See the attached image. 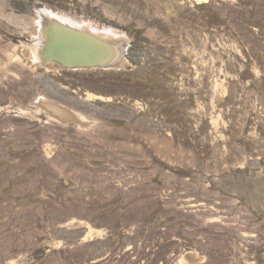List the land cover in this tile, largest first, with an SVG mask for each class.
<instances>
[{
    "label": "rangeland",
    "instance_id": "obj_1",
    "mask_svg": "<svg viewBox=\"0 0 264 264\" xmlns=\"http://www.w3.org/2000/svg\"><path fill=\"white\" fill-rule=\"evenodd\" d=\"M0 264H264V0H0Z\"/></svg>",
    "mask_w": 264,
    "mask_h": 264
},
{
    "label": "bare ground",
    "instance_id": "obj_2",
    "mask_svg": "<svg viewBox=\"0 0 264 264\" xmlns=\"http://www.w3.org/2000/svg\"><path fill=\"white\" fill-rule=\"evenodd\" d=\"M45 14L46 12H43L42 15L44 26L40 29L41 39L45 41L44 48L32 47L31 49L37 59L42 53L39 60L44 68H60L58 66L60 62L70 65L69 67L79 65L80 67L90 66V68L108 67L112 63H121L123 48L116 38L91 32L87 28L77 30L66 21L60 23L55 19L49 20ZM49 107L60 116L68 115L64 109L52 105Z\"/></svg>",
    "mask_w": 264,
    "mask_h": 264
},
{
    "label": "water",
    "instance_id": "obj_3",
    "mask_svg": "<svg viewBox=\"0 0 264 264\" xmlns=\"http://www.w3.org/2000/svg\"><path fill=\"white\" fill-rule=\"evenodd\" d=\"M48 56H49V54H48ZM47 56V57H48ZM56 59V58H55ZM57 60V59H56ZM58 66H60V68H63V69H73V70H78V69H81V68H84V67H80L79 65H74V66H72V67H69L70 65H68V64H64V63H58ZM109 67V66H108Z\"/></svg>",
    "mask_w": 264,
    "mask_h": 264
}]
</instances>
